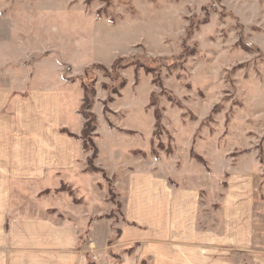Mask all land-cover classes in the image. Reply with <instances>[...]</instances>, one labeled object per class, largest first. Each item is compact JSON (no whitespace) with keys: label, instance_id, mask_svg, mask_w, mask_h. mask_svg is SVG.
I'll return each mask as SVG.
<instances>
[{"label":"rangeland","instance_id":"obj_1","mask_svg":"<svg viewBox=\"0 0 264 264\" xmlns=\"http://www.w3.org/2000/svg\"><path fill=\"white\" fill-rule=\"evenodd\" d=\"M0 32L16 43L17 93L34 72L66 80L72 127L84 83L95 90L86 169L93 144L95 165L138 155L205 193L253 179L264 200V0H0Z\"/></svg>","mask_w":264,"mask_h":264},{"label":"crops","instance_id":"obj_2","mask_svg":"<svg viewBox=\"0 0 264 264\" xmlns=\"http://www.w3.org/2000/svg\"><path fill=\"white\" fill-rule=\"evenodd\" d=\"M26 77L24 96L15 40L0 32V264H264L253 179L205 193L138 155H99L113 200L61 130L80 134L84 120L74 128L64 117L66 80Z\"/></svg>","mask_w":264,"mask_h":264},{"label":"trees","instance_id":"obj_3","mask_svg":"<svg viewBox=\"0 0 264 264\" xmlns=\"http://www.w3.org/2000/svg\"><path fill=\"white\" fill-rule=\"evenodd\" d=\"M124 59H127L126 57H118L116 61L113 64V70L115 71L118 68V64L122 62ZM125 79L122 80V86L125 85ZM84 98H83V107L81 108V113L85 118L82 134L80 136L70 132L67 128H62V131L69 134L70 136H73L77 139H86L91 137V132L95 131L97 128V115L93 111H91L92 106L94 105V98H95V90L90 88L87 84L84 83ZM88 146L86 143H84V148L88 149ZM93 146L94 154L89 157V166L88 170L90 171H101L98 166L95 165L94 160L97 157L98 154V148L96 146Z\"/></svg>","mask_w":264,"mask_h":264}]
</instances>
